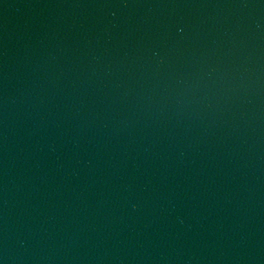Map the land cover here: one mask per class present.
Returning <instances> with one entry per match:
<instances>
[{
	"label": "water",
	"instance_id": "obj_1",
	"mask_svg": "<svg viewBox=\"0 0 264 264\" xmlns=\"http://www.w3.org/2000/svg\"><path fill=\"white\" fill-rule=\"evenodd\" d=\"M0 264H264V0H0Z\"/></svg>",
	"mask_w": 264,
	"mask_h": 264
}]
</instances>
